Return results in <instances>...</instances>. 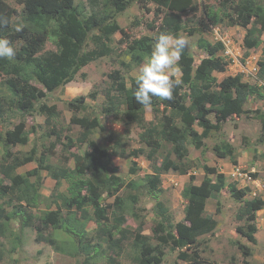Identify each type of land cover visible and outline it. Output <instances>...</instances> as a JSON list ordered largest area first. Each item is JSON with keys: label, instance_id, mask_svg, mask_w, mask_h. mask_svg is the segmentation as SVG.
I'll use <instances>...</instances> for the list:
<instances>
[{"label": "rangeland", "instance_id": "obj_1", "mask_svg": "<svg viewBox=\"0 0 264 264\" xmlns=\"http://www.w3.org/2000/svg\"><path fill=\"white\" fill-rule=\"evenodd\" d=\"M5 1L17 10L13 22L23 23L22 0ZM95 1L99 5L103 3V0H75L87 15L92 14L93 9H100L95 6ZM220 1L194 0L192 10L178 15L182 25L180 35L188 39V50L197 64L203 59L197 46L201 36L211 43L224 39L230 46L228 49L225 47L219 55L228 62V66L225 72L213 74L217 82L228 76L241 75L244 82L259 88V91L245 104V113L234 114L222 124L221 129L212 130L204 138V152L197 150L188 140L186 147L189 153L179 160L174 153V146L159 134V130L154 136L155 140L149 141L148 131L153 125L159 126L164 113L170 114L171 110L163 100L153 98L152 107L145 109L146 125L139 126L131 121L128 107L117 90L121 81H124L127 88H131L133 72L141 65L133 59L134 55L128 48L130 41L153 36L155 32L150 29V25L158 26L165 17L164 13L156 15L154 4H150V11H147L138 0L132 1L128 9L118 17L123 32L114 35L112 53L81 69L73 82L54 92H47L36 81L30 82V86L45 92V97L37 105V111L26 117L5 116V120L9 122L0 123V131L5 133L22 126V130L29 134L28 144L9 148L12 159H17L20 163L27 162L18 166L16 172L25 175L38 167L37 161L25 160L32 155L33 149L36 151L35 158H41L45 154V164L53 169L74 168L75 155L92 151L89 145L92 141L99 148L111 152V161L106 172L117 176L122 186L114 196L102 189L100 206L104 209L111 205L112 208L105 211L106 221L100 222L93 205L85 206V215L80 211L74 215L76 210L72 211L65 205V200L72 196L70 187L73 179L62 180L61 186L56 188V181L48 170L41 172L43 185L39 192V203L34 207L27 206L24 200L19 201V193L10 191L3 195L0 189V209L5 212V216L0 218L3 230L0 235V264H137L139 255L135 238L138 234L148 237L150 244L159 248V264H185L180 260L181 253H186L189 259H202L208 264H245L239 244L252 249L253 255L248 260L250 264H264V207L256 211L257 232L254 236L257 244H252L239 230V227L246 224L240 219L244 205L235 201L228 190L230 184H236L239 189H249L244 201L255 198H262L264 201V142H261L264 136L261 119L264 114V77H261L264 33L259 36V44L251 46L245 39L252 27H228L225 22H219V26L204 27L207 25L205 13L221 11ZM202 30L203 34H200ZM128 37L130 39L127 41ZM22 45L21 41L14 43L17 49ZM49 50H57L55 38H48L39 55ZM115 72L119 73V77ZM181 76L180 70L173 79L181 81ZM4 81L5 78L0 76V93L5 90ZM183 89L189 91L186 86ZM110 98L121 101L116 105L118 112H113L112 115L104 112L109 106ZM74 99L85 103V108H71L69 103ZM189 104L187 101V105ZM84 117L97 119L99 126L92 130L88 142L81 144L78 139L84 130L73 121L75 118ZM209 117L212 122H216L214 114ZM177 122L180 123V120ZM195 127L200 133L203 132L198 124ZM224 144L235 148L237 165L230 158L216 156L213 148ZM5 151L0 144V160L3 159ZM134 152H138L140 156H133ZM171 163H176L179 171L170 166L167 169V164ZM134 165L136 171L132 173L130 169ZM205 165L226 177V187L216 197L210 195L206 199V214L216 219V229L201 236L196 245L185 249H173L171 243L161 247L154 239V231L163 221L162 212H165V218L172 224V230L176 234L175 226L186 223L188 200L184 191L193 185H202L206 177L216 182V174H209L204 169ZM31 180L34 182L36 178ZM150 181L153 183L152 192L139 189ZM9 184V180L0 177V187ZM15 210L27 211L31 215L27 227H22L19 220L6 219ZM121 215L124 220L115 229ZM68 216L76 221L74 223L77 225L73 226L75 231L83 234V242L79 243V237L73 236L62 227L59 228L61 221ZM101 226L109 228L115 240L121 242L117 246L114 242L110 243L108 234L99 231ZM18 235L21 236V243L14 249ZM47 239L55 240L57 244L52 245ZM86 243L89 245L88 250Z\"/></svg>", "mask_w": 264, "mask_h": 264}, {"label": "trees", "instance_id": "obj_2", "mask_svg": "<svg viewBox=\"0 0 264 264\" xmlns=\"http://www.w3.org/2000/svg\"><path fill=\"white\" fill-rule=\"evenodd\" d=\"M90 1L94 2V0ZM132 1L134 0H103L101 5L95 1V6L100 9L98 11L93 9V13L87 15L84 8L77 5L75 0H22L24 22L15 23L13 18L17 10L5 0H0V37L8 38L13 46L16 42H23L19 49L14 46L17 53L14 60L0 59V76L5 78V90L0 93V123L9 122L5 120V116L9 118L26 117L37 111V105L42 97H45V92L30 86L32 80L41 84L47 92H54L73 82L80 70L90 63L110 55L114 35L123 32L118 17L128 9ZM138 1L147 11H150L149 5L154 4L156 15L165 14L158 26L150 25V29L155 32L153 36L134 38L128 45L134 55L133 59L138 64H142L144 59L151 55L161 32L180 34L182 25L178 15L192 10L194 0ZM220 4L222 12L205 13L207 25L204 27L219 26L222 22H225L228 27H252L245 42L251 46L258 45L259 36L264 33V0H221ZM167 11L168 13H165ZM4 21L7 23L5 24ZM17 28L20 30L17 31ZM203 32L204 30L200 31V34ZM48 38L56 39L57 50H49L39 55ZM129 39L128 37L127 41ZM90 46L93 48H89ZM197 46L203 54V59L197 64L188 48L185 49L180 61L181 83L175 88L171 100H163L171 113H164L162 123L159 126L153 125L148 131L149 141H154V136L159 130V134L174 146V153L179 160L184 159L189 153L186 147L188 140L197 150L204 152L206 148L204 138L212 130L221 129L222 124L234 114L245 113V104L255 92L259 91V88L244 82L241 75L228 76L221 82H217L213 74L225 72L228 66V62L219 55L225 48L222 41L211 43L201 36ZM115 74L119 77L118 72ZM261 77H264V63L261 64ZM185 86L188 87V92L183 89ZM135 87V79H133L131 88H127L124 81H121L118 83L117 90L121 93V100L128 107L131 121L139 126H145V108L135 101L133 95ZM187 101L190 102L189 105ZM120 102V99L110 98L109 106L104 112L108 115L118 112L116 105ZM69 104L74 110L85 108V103L80 99H74ZM211 114L215 115V123L209 117ZM261 119L264 125V114L261 115ZM177 120H180V123ZM73 122L84 130L78 139L81 144L87 143L92 130L99 126L97 119L91 120L85 117L75 118ZM197 124L203 129L202 133L196 129ZM16 128L15 131L8 130L6 133L0 131V144L6 149L3 159L0 160V177L10 182L9 185L0 187L1 193L3 195H7L10 191L19 193V201L24 200L27 206L34 207L39 203V192L43 185L41 172L48 170L52 172L51 177L56 181V188L61 186L62 180L73 179L70 187L72 196L65 200V205L72 211L76 210L74 215L79 211L85 215V206L89 204L96 209L99 222L106 221L105 211L111 209L112 206L107 205L104 209L100 206L102 189H105L110 196H114L122 186L117 176L106 172L111 161V152L108 149L99 148L95 142L90 141L92 151L84 155H75L74 168L53 169L45 164V154L41 158H35L36 151L33 149L32 155L25 160L37 161L38 167L25 175L18 174L16 172L18 166L27 162L20 163L17 159H12L9 148L18 144L26 145L30 139L29 134L22 130V126ZM261 142H264V136ZM213 150L217 157L230 158L235 165L238 164L236 150L232 145H216ZM133 156L140 155L134 152ZM135 166L130 169L132 173L136 171ZM169 166L179 171L176 163L167 164L166 168L170 169ZM204 169L209 174H216V182L206 177L202 185H193L184 191V196L188 200L186 223H178L175 226L176 234L172 230L174 228L172 224L165 218V212H162L163 221L154 231V239L161 247L171 243L173 249H185L196 245L201 236L210 234L216 229V219L206 214V199L210 195L216 197V194L226 187V177L218 173L216 169L209 168L208 165H205ZM33 177L36 178L34 182L31 180ZM151 185H153L152 181L146 182L139 189L150 193L152 192ZM228 190L235 201L244 205L240 219L246 224L245 227H239V230L249 242L257 244L254 236L257 232L256 211L264 207V201L262 198L244 201L249 189H239L236 184H230ZM2 216H5V212L0 209V218ZM6 219L19 220L22 227H27L31 215L27 214V211L15 210ZM123 220L122 215L118 217V226L114 228L118 229ZM61 222L59 228L62 227L73 236L79 237V243L83 242V234L75 231L73 225L77 224L74 223L76 221L72 217L68 216ZM99 231L107 233L108 241L114 242L115 246L121 242L115 240L109 228L101 226ZM2 233L0 225V235ZM99 237L102 238L100 235ZM88 240L87 243H89ZM15 241L14 249L20 246L21 236L18 235ZM46 241L52 245L57 244L52 239ZM135 245L139 255L137 264H159L161 262V258L157 257L160 253L159 248L152 246L148 237L138 234L135 238ZM239 245L245 259L244 263L250 264L248 260L253 255L252 249L247 245ZM85 247L86 250L89 249L88 244ZM189 258L186 253L180 254V260L185 264H208L202 259Z\"/></svg>", "mask_w": 264, "mask_h": 264}, {"label": "clouds", "instance_id": "obj_3", "mask_svg": "<svg viewBox=\"0 0 264 264\" xmlns=\"http://www.w3.org/2000/svg\"><path fill=\"white\" fill-rule=\"evenodd\" d=\"M188 46V39L183 35L170 32L159 34L151 55L133 72L136 85L133 95L137 104L150 109L153 98L160 100L173 98L175 88L181 83L179 79L173 77L179 74L180 61ZM16 54L12 42L6 37H0V59L12 61Z\"/></svg>", "mask_w": 264, "mask_h": 264}, {"label": "crops", "instance_id": "obj_4", "mask_svg": "<svg viewBox=\"0 0 264 264\" xmlns=\"http://www.w3.org/2000/svg\"><path fill=\"white\" fill-rule=\"evenodd\" d=\"M222 43L224 44V46L228 49V47L230 46L224 39H221Z\"/></svg>", "mask_w": 264, "mask_h": 264}, {"label": "built area", "instance_id": "obj_5", "mask_svg": "<svg viewBox=\"0 0 264 264\" xmlns=\"http://www.w3.org/2000/svg\"><path fill=\"white\" fill-rule=\"evenodd\" d=\"M229 53V51H227V54Z\"/></svg>", "mask_w": 264, "mask_h": 264}]
</instances>
